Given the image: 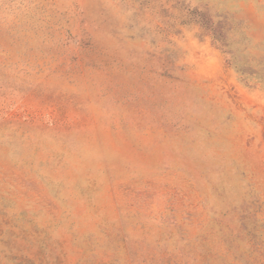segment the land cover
I'll return each instance as SVG.
<instances>
[{
    "label": "rangeland",
    "instance_id": "rangeland-1",
    "mask_svg": "<svg viewBox=\"0 0 264 264\" xmlns=\"http://www.w3.org/2000/svg\"><path fill=\"white\" fill-rule=\"evenodd\" d=\"M264 0H0V264H264Z\"/></svg>",
    "mask_w": 264,
    "mask_h": 264
},
{
    "label": "trees",
    "instance_id": "trees-1",
    "mask_svg": "<svg viewBox=\"0 0 264 264\" xmlns=\"http://www.w3.org/2000/svg\"><path fill=\"white\" fill-rule=\"evenodd\" d=\"M200 21L204 30L210 33L213 42L217 44V47L226 54V60L229 64H232L237 71L245 73L248 70H252L255 77L264 84V68L253 69L254 58L244 55L240 49L233 48L229 42L230 35L233 33L232 22L225 16L223 19L215 20L214 16L208 14H202ZM256 62V61H255ZM260 65L259 62H256ZM263 66V63L261 64Z\"/></svg>",
    "mask_w": 264,
    "mask_h": 264
}]
</instances>
